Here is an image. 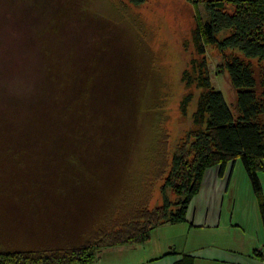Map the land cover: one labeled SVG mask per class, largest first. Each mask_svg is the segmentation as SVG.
<instances>
[{
  "label": "rangeland",
  "instance_id": "rangeland-1",
  "mask_svg": "<svg viewBox=\"0 0 264 264\" xmlns=\"http://www.w3.org/2000/svg\"><path fill=\"white\" fill-rule=\"evenodd\" d=\"M206 20L202 0H0V253L81 245L162 204L172 154L197 129L202 90L183 74L203 65L237 116L224 64L243 57L206 43L200 54ZM233 164L231 187H250L239 160L222 177L211 166L187 213L221 197L226 209Z\"/></svg>",
  "mask_w": 264,
  "mask_h": 264
},
{
  "label": "trees",
  "instance_id": "trees-1",
  "mask_svg": "<svg viewBox=\"0 0 264 264\" xmlns=\"http://www.w3.org/2000/svg\"><path fill=\"white\" fill-rule=\"evenodd\" d=\"M139 6L145 0H127ZM207 15L199 25L194 41L200 54L202 43L221 50L237 51L224 64L231 87L236 93V118L220 92L210 85L203 65L193 67L182 77L186 87L202 90L193 114L195 131L172 154L170 169L160 191L162 204L149 210L139 206L119 223L90 234L81 245L36 252L0 253V264H94L103 250L146 243L151 232L162 225L181 224L192 199L198 194L202 175L211 166L220 174L229 162L239 160L257 200L264 229V197L258 174L264 171V71L256 74L250 60L264 63V0H202ZM227 32L218 41L217 35ZM182 105L185 113V105ZM170 191L175 199L167 195ZM113 224V226H111ZM111 226V227H110ZM262 258V257H261Z\"/></svg>",
  "mask_w": 264,
  "mask_h": 264
},
{
  "label": "crops",
  "instance_id": "crops-1",
  "mask_svg": "<svg viewBox=\"0 0 264 264\" xmlns=\"http://www.w3.org/2000/svg\"><path fill=\"white\" fill-rule=\"evenodd\" d=\"M226 169L220 174L218 168V175L224 176ZM233 169L234 164L225 188L226 209L224 197L214 210L207 202L192 203L184 223L155 228L142 245L103 250L94 264H264L260 255L264 229L257 200L248 184L240 195L236 186L231 187ZM259 181L264 197V171Z\"/></svg>",
  "mask_w": 264,
  "mask_h": 264
},
{
  "label": "built area",
  "instance_id": "built-area-1",
  "mask_svg": "<svg viewBox=\"0 0 264 264\" xmlns=\"http://www.w3.org/2000/svg\"><path fill=\"white\" fill-rule=\"evenodd\" d=\"M260 255H261L262 259L264 260V246L260 250Z\"/></svg>",
  "mask_w": 264,
  "mask_h": 264
}]
</instances>
